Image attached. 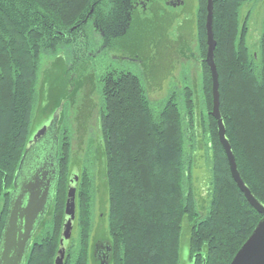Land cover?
I'll use <instances>...</instances> for the list:
<instances>
[{"label":"trees","instance_id":"1","mask_svg":"<svg viewBox=\"0 0 264 264\" xmlns=\"http://www.w3.org/2000/svg\"><path fill=\"white\" fill-rule=\"evenodd\" d=\"M247 2L264 0H213L214 62L221 118L237 170L264 206V16L257 44L250 49L252 13L242 10ZM129 13L123 0H0V237L20 159L34 131L59 107L67 84L64 74L83 57L103 52L105 36H119L127 28ZM106 16L122 25L108 29ZM195 18L206 111L203 131L196 129L190 88L184 87L182 103L172 92L156 110L140 77L106 71L99 79L101 140L94 155L99 164L96 226L91 160L82 164L72 158L68 128L60 126L56 191L43 221L44 233L26 264H54L73 167L79 172L75 237L64 264H93L92 243L99 236L108 243L109 264H230L250 236L261 216L232 180L210 116L206 0H197ZM92 30L100 35L98 47L89 39ZM45 60L50 66L44 71L35 119ZM201 147L210 173L206 198L195 193L193 181ZM197 198L207 205L199 206Z\"/></svg>","mask_w":264,"mask_h":264},{"label":"rangeland","instance_id":"2","mask_svg":"<svg viewBox=\"0 0 264 264\" xmlns=\"http://www.w3.org/2000/svg\"><path fill=\"white\" fill-rule=\"evenodd\" d=\"M196 9L197 0H188L186 7L178 8L175 11L183 13V15L174 18L172 23L168 25L166 35L169 41L178 42L179 37L188 36L186 38L185 52L183 54H176V50L173 53H168L159 58V51L163 48V40L157 33L154 26H134L131 38L134 39L137 36L138 31L143 34V41L146 44V48L149 53L159 62V71L155 75L154 72L145 71L139 63L128 62L124 60H108L105 59V52H101L92 58L83 57L82 63H76L73 65L72 70L66 71L64 74V80H67L64 97L62 102V115L59 122L58 128L61 126L67 127L71 139V155L72 158L79 160L82 164L85 160L89 159L92 163V168L95 176V228L97 218L99 214V201L97 192V173L99 164L97 158L94 155H98L101 132H100V106H99V90L100 77L108 70H116L119 72H130L140 77L148 98L155 107L156 110L160 108L161 102H163L172 92L177 93L178 101H183V89L190 88L193 94L195 116L197 123V131L200 134L203 131V115L205 109L203 106V98L201 92V65L197 61L199 50L197 45V27H196ZM243 11L251 10L250 15V34L248 38V46L251 49L252 45L257 44V40L262 29V20L264 16V3L254 4L247 2L242 7ZM245 14V12H243ZM141 27V28H140ZM89 39L95 41L96 46L101 42L100 35L94 30L91 31ZM166 45V43H165ZM168 47V46H167ZM176 47V46H175ZM178 51L180 47H177ZM189 49V50H188ZM65 56V55H64ZM91 56V54H90ZM89 59V61H88ZM41 66V71L38 79V86L40 87L37 91V108L35 107L33 118H37L38 107L42 104L44 78L47 75L44 71L49 68V64L46 60ZM89 64H88V63ZM65 63L68 64L67 61ZM85 63V64H83ZM87 63V64H86ZM66 64V65H67ZM72 65V62L69 63ZM181 100V101H180ZM37 102V101H36ZM182 103V102H181ZM180 103V104H181ZM36 124V123H35ZM34 125V121H33ZM39 123L37 124V126ZM36 126V127H37ZM35 127V128H36ZM34 128V127H33ZM199 145H202L200 135L198 137ZM208 162L205 157L204 148L198 150V157L195 162L193 170V181L195 187V193L201 197L206 198V191L208 189V183L210 173L208 171ZM78 169V168H77ZM198 205H207L202 203L199 198ZM46 223L42 227V235L45 230ZM40 234V235H41ZM73 237L74 233L72 234ZM182 255L184 249L182 247ZM89 264H92L89 261Z\"/></svg>","mask_w":264,"mask_h":264},{"label":"water","instance_id":"3","mask_svg":"<svg viewBox=\"0 0 264 264\" xmlns=\"http://www.w3.org/2000/svg\"><path fill=\"white\" fill-rule=\"evenodd\" d=\"M213 0H206V56L205 63L211 77L212 109L210 116L216 122L218 141L224 150L230 176L238 190L242 193L247 203L260 216L256 227L234 255L230 264H264V206L252 195L249 188L243 182L236 166L235 158L225 134V127L220 113L219 82L214 62L215 40L212 30ZM62 102L50 117L34 131L28 141L20 159L9 196V205L4 227L0 237V264H23L27 250L31 244V238L39 225L45 220L49 208L53 202L57 185V131L62 115ZM51 135L53 142L54 161L46 159L40 163L34 172L28 176L27 166L29 156L35 146ZM48 155V157H49ZM54 163L53 170H49ZM28 169V168H27ZM21 177V178H20ZM21 179V180H20ZM79 180L77 167L70 171L66 197L64 203L63 221L59 236L58 248L54 257V264H64L65 254L72 237L76 218V190ZM101 245H104L105 242ZM98 245H95L96 249ZM94 249V253H95ZM107 256L99 260V264H109L110 249L106 248Z\"/></svg>","mask_w":264,"mask_h":264},{"label":"flooded vegetation","instance_id":"4","mask_svg":"<svg viewBox=\"0 0 264 264\" xmlns=\"http://www.w3.org/2000/svg\"><path fill=\"white\" fill-rule=\"evenodd\" d=\"M187 2L188 0H123L125 8L130 11L129 15L127 16V28L123 30V32L117 37L108 38L105 36V49H103V52H105V59H117L135 62L139 63L141 67L147 72L159 71L160 60L155 59L153 55L149 53L148 49L146 48V44H144L141 40L143 39V34H141V31H138L137 36L134 39L131 38L133 27L138 25L141 27L147 25L150 27L154 26V28L157 30V33L161 36V39L164 42L163 48H161L159 51V58L165 54L173 53L174 50H176V54H183L186 47L185 41L188 36H186L185 39L184 37H179L178 42L169 41V38L166 35V27L172 23L175 17L183 15V13H178L175 10L180 7H186ZM121 23L122 21L111 20L108 16L105 18V26L108 29L116 26L119 27V25H122ZM177 47H180L179 51ZM49 153L53 154V142L51 140V135H47L44 141L33 148L31 155L29 156L27 166L24 170V173L25 171H28L26 176H28L31 172H34L37 166L42 163V161L46 159L49 160V158L51 161H54V158H52ZM53 169H55L54 163L49 170ZM11 191L12 189L9 191L10 194ZM43 223L44 222L39 225L31 238V244L27 250L23 264H26L33 245L42 233V227L44 225ZM102 243L103 239L100 236L97 237L92 243L93 264H99V260L103 258L104 255L107 256L106 245H108V243L105 241V250L104 245H101ZM95 245H98L96 249L94 248Z\"/></svg>","mask_w":264,"mask_h":264}]
</instances>
